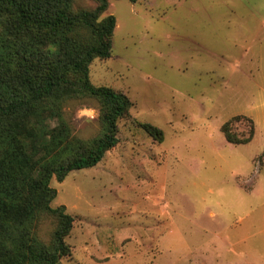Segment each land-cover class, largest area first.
<instances>
[{
  "label": "rangeland",
  "instance_id": "374dc122",
  "mask_svg": "<svg viewBox=\"0 0 264 264\" xmlns=\"http://www.w3.org/2000/svg\"><path fill=\"white\" fill-rule=\"evenodd\" d=\"M105 15L111 57L89 79L132 107L96 166L50 181L51 207L74 219L59 264H264V0H118ZM97 116L78 108L74 134L95 137ZM237 116L254 126L244 145L221 133Z\"/></svg>",
  "mask_w": 264,
  "mask_h": 264
},
{
  "label": "trees",
  "instance_id": "16d2710c",
  "mask_svg": "<svg viewBox=\"0 0 264 264\" xmlns=\"http://www.w3.org/2000/svg\"><path fill=\"white\" fill-rule=\"evenodd\" d=\"M110 1L118 0H93L92 8L75 0H0V264H59L71 254L65 239L74 219L64 206L51 207L50 181L96 166L118 143V122L132 103L89 79L90 64L111 57L116 19L105 15ZM90 105L99 132L81 139L72 120ZM240 120L249 123L245 136L233 129ZM141 127L162 139L157 128ZM221 133L244 145L254 126L237 116ZM45 219L53 222L47 239L40 234Z\"/></svg>",
  "mask_w": 264,
  "mask_h": 264
}]
</instances>
